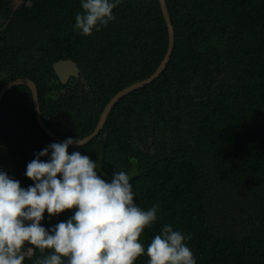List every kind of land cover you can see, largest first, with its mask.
I'll return each mask as SVG.
<instances>
[{
	"label": "trees",
	"instance_id": "16d2710c",
	"mask_svg": "<svg viewBox=\"0 0 264 264\" xmlns=\"http://www.w3.org/2000/svg\"><path fill=\"white\" fill-rule=\"evenodd\" d=\"M166 1L175 43L165 69L68 151L97 161L102 178L129 174L139 207L159 203L139 237L145 248L170 224L189 235L193 264H264V0ZM81 11L80 0H0V90L32 79L45 124L64 139L91 134L118 91L157 69L169 40L159 0H122L115 20L89 36L73 29ZM61 59L75 61L79 77L61 82L53 68ZM52 142L30 88H10L0 104V169L28 187L27 163ZM73 211L45 213L42 223ZM23 251L34 264L48 250Z\"/></svg>",
	"mask_w": 264,
	"mask_h": 264
},
{
	"label": "clouds",
	"instance_id": "9594fccd",
	"mask_svg": "<svg viewBox=\"0 0 264 264\" xmlns=\"http://www.w3.org/2000/svg\"><path fill=\"white\" fill-rule=\"evenodd\" d=\"M121 2L80 0L73 29L89 36L106 28ZM84 143L67 137L35 153L24 172L32 181L26 188L0 169V264H23L26 245L48 250L34 264H135L141 255L149 258L147 264H193L189 235L170 224L143 246L139 237L157 220L159 203L139 207L129 174L115 170L110 179L102 178L97 161L69 153L70 146ZM71 209L66 220L42 223L45 213L51 219Z\"/></svg>",
	"mask_w": 264,
	"mask_h": 264
},
{
	"label": "water",
	"instance_id": "95a60500",
	"mask_svg": "<svg viewBox=\"0 0 264 264\" xmlns=\"http://www.w3.org/2000/svg\"><path fill=\"white\" fill-rule=\"evenodd\" d=\"M159 1H160V5H161V9H162V13H163L165 22L167 24L168 35H169L168 47H167V51L165 53L164 58L162 59L161 63L157 67V69L149 77H147L143 80L137 81V82L129 85L128 87L123 88L122 90L118 91L109 100V102L104 107V109L101 113L99 122H98L97 126L95 127V129L93 130V132L91 134L85 136L84 138H82V140L85 141L84 144H86L87 142H89L90 140H92L94 137H96L99 134V132L102 130V128L104 127V125L107 121V118L110 114V111L112 110L114 105L123 96L127 95L128 93L132 92L135 89L141 88V87L151 83L152 81H154L163 72L167 63L169 62L170 57H171L172 52H173V49H174L175 29H174V26L172 24V20L170 17L167 1L166 0H159ZM53 68L55 70V73L59 77L60 81L63 83H66L69 80V78H71V76L72 77L73 76L78 77L80 75V68L77 65V63L75 61H73L72 59L58 60V61L54 62ZM18 84L27 85L30 88V90L32 92V96H33V102H34V108H35L37 121H38L39 125L42 127V129L47 134H49L55 141H57V142L63 141L64 138L58 136L54 131H52L45 124V122L42 118V113H41L38 88H37L36 83L32 79L24 78V77H18V78H15V79H12V80L6 82L0 90V104H1L2 99H3L4 95L6 94V92L10 88H12L13 86L18 85ZM72 146H77V145H72Z\"/></svg>",
	"mask_w": 264,
	"mask_h": 264
},
{
	"label": "rangeland",
	"instance_id": "374dc122",
	"mask_svg": "<svg viewBox=\"0 0 264 264\" xmlns=\"http://www.w3.org/2000/svg\"><path fill=\"white\" fill-rule=\"evenodd\" d=\"M14 1H15L16 5H17V4L21 3L23 0H14ZM23 264H26V263L23 262Z\"/></svg>",
	"mask_w": 264,
	"mask_h": 264
},
{
	"label": "flooded vegetation",
	"instance_id": "af4514ba",
	"mask_svg": "<svg viewBox=\"0 0 264 264\" xmlns=\"http://www.w3.org/2000/svg\"><path fill=\"white\" fill-rule=\"evenodd\" d=\"M73 77H74V76H73ZM73 77L71 76V78H69V80L72 79ZM78 77H79V76H78ZM69 80H68V81H69ZM68 81H67V82H68ZM67 82H66V83H67Z\"/></svg>",
	"mask_w": 264,
	"mask_h": 264
}]
</instances>
